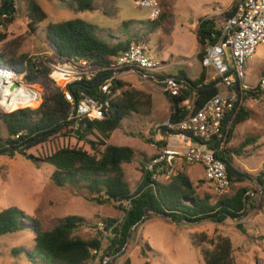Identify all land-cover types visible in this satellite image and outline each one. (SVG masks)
<instances>
[{
	"label": "trees",
	"instance_id": "1",
	"mask_svg": "<svg viewBox=\"0 0 264 264\" xmlns=\"http://www.w3.org/2000/svg\"><path fill=\"white\" fill-rule=\"evenodd\" d=\"M67 5L74 14L90 12L94 10L95 0H57ZM234 6L223 15L227 19L233 14ZM26 16L29 19L30 31L34 33L33 26L42 22L45 18L40 7L32 0L25 2ZM162 9V6H161ZM1 13L7 18L2 20L3 28L11 24L17 13L13 0H2ZM149 34L155 30L167 33L170 27L168 14L162 9L161 15L156 21L150 22ZM129 22H125V26ZM135 34V33H134ZM142 34L139 40H121L110 35L104 29L90 24L79 18L50 24L45 29V43L53 51L55 58L61 61L78 62L82 60L88 69L96 72V78L91 83L73 88L72 91L81 90L86 95L101 99L108 103L107 113L100 121L82 120L76 130L69 128L67 122L69 105L64 101L63 95L56 92L42 96V103L36 109L15 108L9 114L0 115L7 131V138L0 137V155H13L18 153L33 162L36 168L42 164L53 168L51 180L57 187L70 186L74 189H84L98 205L113 203L123 213L120 221L101 219L107 231L116 225L109 236L103 237L97 231L89 238L79 234L88 222L84 217L68 215L56 221L51 229H43L35 220H30L23 212L15 207L0 211V237L17 232L31 230L33 239L32 250L36 256L28 255V258L36 264H91L94 260L92 251L101 250L99 264L106 254L120 257L128 238L133 231L149 216L156 215L161 219L175 224H198L202 221L223 224L227 220L244 219L248 211L254 208L252 202H248L247 189L241 188L234 194L221 195L214 205L208 203L209 198H199L195 193V186L184 170H177L170 175L161 174L163 182L154 181L151 173L144 170V165L149 160H144L141 168V182L137 189L131 193L128 184L124 180L123 165L130 164L135 153L130 147L115 146L109 143L111 134L121 128V123L127 117L135 115H149L151 111V97L149 92L135 89L120 78L114 79L109 94L102 95L98 87L99 81L94 87V82L112 72L115 59L125 51L132 42H143ZM6 38L0 34V42ZM220 31L215 19L205 18L198 22L196 39L198 44L197 60L201 62L207 45L219 41ZM47 57L35 56L31 60L29 56L20 54L12 58L0 55V65L16 72L26 71L25 83L33 84L38 79L48 78L46 62ZM26 65V67L24 66ZM161 78L159 74H154ZM186 83L179 82L181 89L178 97L164 94L169 105L168 120L177 123L200 109L204 103L211 99L218 91V78L210 79L206 68L200 77L194 81L180 75ZM264 76V73L263 75ZM152 83V80L149 79ZM215 86L205 88L214 84ZM239 104L226 123V130L218 156L231 163V156H240V149H231L228 144L233 137L234 129L247 122L252 117V112L244 104L250 100H260L264 92L257 87L242 89L238 84ZM192 105V111L187 108ZM163 134L168 131L163 127ZM21 133L18 139H12L14 135ZM223 134V133H221ZM73 139L88 147V150L77 147L58 145L60 139ZM220 138H214L212 149L216 151ZM53 141L49 152L39 155L26 154L25 152L37 144ZM152 143V140H148ZM165 145V141L158 146ZM248 145L244 141L245 147ZM230 182L234 179L241 182L243 179L233 176L227 170ZM259 187L264 189V182L257 179ZM126 203V207L122 205ZM150 208L151 213L144 216V211ZM96 227V224H94ZM241 229L240 224L236 225ZM29 227V228H28ZM107 241L104 247L103 242ZM208 242L212 248L203 249L201 246ZM192 246L200 251L204 264H235L232 257V247L228 239L216 237L208 240L204 234L194 235L191 238ZM145 248L150 251L146 243ZM22 250L11 249L12 255H18ZM28 254L27 252H24ZM115 257V258H117ZM38 260L39 262H37ZM114 260V258H113ZM122 264H130L125 259Z\"/></svg>",
	"mask_w": 264,
	"mask_h": 264
},
{
	"label": "rangeland",
	"instance_id": "2",
	"mask_svg": "<svg viewBox=\"0 0 264 264\" xmlns=\"http://www.w3.org/2000/svg\"><path fill=\"white\" fill-rule=\"evenodd\" d=\"M26 1H14L18 9L14 20L0 30V34L6 36L5 40L0 42V55L5 58H12L20 54L29 57L52 55V58H55L53 51L45 43L46 27L50 24L79 18L104 29L110 35L119 37L121 40H139L142 34H145L143 42L146 52L151 58L160 64L164 61L179 62L177 68L171 67L167 70L172 76L177 75V71L195 74L199 70L196 63L194 67L187 69L184 60V58H191L197 47L196 31L190 29L191 24L196 22L193 19V13L206 14L201 19H209L214 16L212 14L222 11L218 9L207 11L200 6L197 7L204 0H159L162 9L168 14L169 20H172L173 24L170 32L163 33L159 29L151 36L152 34L147 31L151 27L146 18L148 11L135 7L125 0H117L120 3L119 11L122 16L117 11L119 17L113 16L116 21L111 19V15L109 16L106 10L103 12L102 5L108 1L112 7L114 0H97L96 15L95 13L76 15L67 5L57 0H32L45 15L42 22L33 26V33L28 26L29 19L25 12ZM123 16L136 19H131L124 26L125 21L121 20ZM219 19L221 18L216 17V21ZM107 20L111 23L110 27H100L105 26L104 22ZM228 61H230L229 58ZM255 68L248 77V82H254L253 84L258 77V69L256 66ZM120 79L135 89L149 92L151 97L150 114H133L127 117L122 121L121 128L114 131L109 139L110 144L130 147L135 153L133 161L123 165L124 180L133 193L141 182V168L145 163L144 160H150L157 152L156 142L153 138L154 127L162 125L168 120L169 108L158 85L149 80L142 81V78L136 75H122ZM246 84L251 86L247 82ZM29 86L37 90L41 96L58 92L49 78L38 79ZM250 110L252 121L246 127H238L233 134L232 143L228 145L231 149H240V156H231L230 164L248 179L242 178L241 182L232 179L228 190L220 193L204 180L202 169L199 166L178 163L170 169L171 174L177 170H184L195 186L197 196L199 198L208 197L210 205H214L221 195L230 196L238 189L246 188L248 202L250 201L254 205V208L248 211L247 216L244 219H229L223 224L206 220L189 225L175 224L156 215H151L133 231L120 257H117L119 255L114 257L105 255L112 258L110 264H122L125 259H128L130 264H204L200 251L195 249L191 243V238L199 234L206 235L207 239L212 241L216 237L228 239L231 243L235 264H264V189L262 191L257 181L259 179L264 182V97L261 99V103L254 105ZM159 135L163 139L166 137V133L163 134L162 130ZM0 137L7 138V131L1 118ZM148 140H152V143ZM244 141H247L248 145L241 147L244 145ZM52 143L53 141L37 144L25 153L37 156L40 153L49 152ZM57 143L60 146L88 150L85 144L73 139H60ZM52 171L53 168L47 164L36 168L32 161L18 153L0 155V211L15 207L30 220L37 221L43 229H51L62 217L78 215L84 217L88 222L86 227L79 231V234L84 238L95 234L94 224L101 219L121 222L123 213L117 209L115 204L98 205L84 189L77 190L68 185L55 186L51 180ZM161 178L159 181L163 182L164 178ZM123 206L125 207L127 204L124 203ZM237 224H240L241 229H238ZM32 239L33 233L30 229L0 237V264H36L28 258V255L36 256L31 246ZM106 242H103L104 246H106ZM144 243L148 245L150 251L145 248ZM201 248L210 249L212 247L206 242ZM11 249L22 251L18 255H12Z\"/></svg>",
	"mask_w": 264,
	"mask_h": 264
},
{
	"label": "built area",
	"instance_id": "3",
	"mask_svg": "<svg viewBox=\"0 0 264 264\" xmlns=\"http://www.w3.org/2000/svg\"><path fill=\"white\" fill-rule=\"evenodd\" d=\"M125 1L146 9L150 22L156 21L161 15L159 0ZM1 3L2 0H0V22L2 23V20L7 17L1 13ZM2 29L0 24V30ZM219 31V41L206 46L200 65L202 68L212 70L224 91L214 95L186 119L177 123H170L167 120L162 125L154 127L153 138L157 152L144 165V170L151 173L154 181L159 180L161 174L170 175V169L174 165L186 163L190 166H199L204 180L217 192H225L230 186L227 168L215 155L212 141L222 136L224 122L235 110L239 99L234 89L235 81L241 85L242 89L257 87L264 92V76L259 77L252 87L244 84L247 63L253 58L256 49L264 45V0H236L233 14L224 19ZM42 57L50 59L46 62L48 78L69 105L67 119L69 128L76 130L82 120L89 122L102 120L107 113L106 101L92 98L81 90L76 91V94L72 91L73 88H79L81 85L94 81L96 72L88 69L82 60L74 63L52 58V55ZM29 58L34 60L35 56ZM24 66L26 67L25 64ZM161 68V64L146 52L144 43L132 42L115 59L112 72L103 76V79L98 78L102 81L98 87L99 93L109 94L114 79L122 75H136L142 78V81L151 79L153 84L160 86L163 95L178 97L181 86L176 78L153 76L159 74ZM25 76L26 71L19 73L0 65V115L9 114L11 106L36 109L41 105L42 96L25 83ZM14 84L17 86L12 88ZM187 108L190 112L192 111V105H188ZM163 127L168 131L164 139L159 135ZM20 135L21 133H17L12 139H18ZM162 141H165V145L158 146V143ZM115 226L114 224L106 231L104 223L97 222L95 232L99 231L103 237H106ZM124 249L125 247L123 251ZM92 255L94 260L91 264H99L102 251L94 250ZM111 259L105 256L101 264H110Z\"/></svg>",
	"mask_w": 264,
	"mask_h": 264
},
{
	"label": "crops",
	"instance_id": "4",
	"mask_svg": "<svg viewBox=\"0 0 264 264\" xmlns=\"http://www.w3.org/2000/svg\"><path fill=\"white\" fill-rule=\"evenodd\" d=\"M16 1V0H15ZM124 1V0H123ZM96 2H97V0H95V2H94V10L93 11H90V12H84V14H86V13H95L96 11H95V8H96ZM125 2H127V3H130V4H132L131 2H128V1H125ZM162 2V1H161ZM235 2H236V0H204L200 5H198L197 7H201V8H204L205 10H207V11H209V10H211V11H214V10H216V9H218L219 11H221V12H218V13H216V14H212V15H214V16H212V17H210V18H212V19H215V21H216V17H219V18H221V19H219L218 21H216V25H217V27L220 29L221 27H222V24H223V21H224V18H223V15H224V13L225 12H228L233 6H234V4H235ZM163 3V2H162ZM103 12H105V10L108 12V15L110 16L111 15V19L112 20H114V21H116V18H113V16L114 15H117V17H119V15H118V13H117V11L120 13V15H121V11H119V7H120V3H118L117 2V0H114L113 2H112V7L109 5V2L108 1H106V2H104L103 4ZM132 5H134V4H132ZM165 5V4H164ZM135 6V5H134ZM136 7V6H135ZM16 9H17V5H16ZM17 11H18V9H17ZM215 13V12H214ZM79 14H83V13H78V14H76V15H79ZM97 13H95V15H96ZM204 15H206V14H204ZM204 15H199V14H197V13H193V19H194V21H196L195 23H192L191 24V27H190V29H192V30H194V31H196V29H197V22H198V20L199 19H201V18H203V17H205ZM122 16V15H121ZM147 17H148V15H147ZM146 17V18H147ZM131 19H136L135 17H131V18H127V17H122V21H125V22H129ZM147 20H148V18H147ZM110 21L109 20H107L106 22H104V25L105 26H100V27H104V28H108V27H110ZM172 24H173V22H172V20H170V27H169V31L168 32H170L171 31V26H172ZM157 31L155 30L154 32H152L151 34V36H153L155 33H156ZM195 33V32H194ZM195 39H196V35H195ZM196 50H195V52H194V54H193V56L191 57V58H184V60H185V62H186V66H187V69H191L192 67H194V64L196 63L197 64V66H198V68H199V70L195 73V74H190L189 72H188V74H186L184 71H182V72H178L177 71V75H171V74H169V72L167 71L168 69H170L171 67L174 69V68H177L176 66H179V62H169V61H167V62H163L162 64H161V66H162V68H161V70H160V73H159V75L161 76V77H166V76H169V77H172V78H176L179 82H181V80L180 79H184V78H182L180 75L181 74H183L184 76H185V78L186 79H189V80H191V81H194V80H196V79H198L199 77H200V75H201V73L203 72V68L201 67V65H200V62L197 60V53H198V44H197V39H196ZM171 56V55H170ZM255 66L257 67V69H258V77L256 78V81H257V79L259 78V77H261L262 75H263V73H264V45H262V46H260V47H258L257 49H256V52H255V54H254V56H253V58L247 63V66H246V78H245V81H244V84L245 85H247L246 84V82L248 83V84H250L251 86H249V85H247V86H249V87H252V86H254L255 84H253L254 82H248V77L250 76V74L252 73V71L254 70V69H256L255 68ZM207 71H208V73H209V78L210 79H214V78H216L215 76H214V73L212 72V70H210V69H207ZM129 76H131V75H129ZM133 76V75H132ZM218 82H219V84H218V91L219 92H221V91H224V89H223V87H222V84H221V82L219 81V79H218ZM218 82H215L216 84L218 83ZM147 83V82H146ZM182 83H186V82H182ZM256 83V82H255ZM215 84V85H216ZM158 87H160V86H158ZM161 93V92H160ZM161 95H162V93H161ZM165 98V97H164ZM166 100V99H165ZM167 102V101H166ZM258 103H261V99L260 100H250V101H248V102H246L245 104H244V106L248 109V110H250V109H252L253 108V106L254 105H256V104H258ZM168 104V103H167ZM168 108H169V105H168ZM170 111V110H169ZM251 111V110H250ZM250 121H252L251 119L250 120H248L247 122H245L244 124H242V125H239V126H237L235 129H234V131H233V134H234V132L236 131V129L238 128V127H240V126H243V127H246L247 125H248V123L250 122ZM233 138V137H232ZM232 138H231V140H232ZM230 143H232L231 141H230ZM228 145H230V144H228Z\"/></svg>",
	"mask_w": 264,
	"mask_h": 264
},
{
	"label": "water",
	"instance_id": "5",
	"mask_svg": "<svg viewBox=\"0 0 264 264\" xmlns=\"http://www.w3.org/2000/svg\"><path fill=\"white\" fill-rule=\"evenodd\" d=\"M100 79H103V77L100 78ZM100 79H98V80H96V81L94 82L93 87H94V86L100 81ZM180 80H181V82H186L185 79H180ZM215 84H216V83H214V84H210V85H207V86H205V88H209V87L215 86ZM16 86H17V85L14 84V85L12 86V88H15ZM234 89H235V92L238 93V82H237V81H235V87H234ZM238 104H239V100H238V102L236 103V107L238 106ZM236 107H235V109H236ZM233 113H234V111H232V112L228 115V117L226 118V120H225V122H224L223 134H222V136L220 137V140H219L218 146H217L216 151H215V155H216V156H218L219 148H220V146L222 145V142H223V138H224V134H225V130H226V123H227L228 119L232 116ZM217 158H218V159H219V160H220V161L226 166L227 170H228L233 176L238 177V178H247V179H248V177H246L244 174L237 172V171L231 166V164H230L227 160L222 159L220 156H218ZM147 212H151V209H150V208H147V209L144 211V216H146Z\"/></svg>",
	"mask_w": 264,
	"mask_h": 264
},
{
	"label": "bare ground",
	"instance_id": "6",
	"mask_svg": "<svg viewBox=\"0 0 264 264\" xmlns=\"http://www.w3.org/2000/svg\"><path fill=\"white\" fill-rule=\"evenodd\" d=\"M15 108H17V106H11V107L9 108V112L12 111V110L15 109Z\"/></svg>",
	"mask_w": 264,
	"mask_h": 264
},
{
	"label": "flooded vegetation",
	"instance_id": "7",
	"mask_svg": "<svg viewBox=\"0 0 264 264\" xmlns=\"http://www.w3.org/2000/svg\"><path fill=\"white\" fill-rule=\"evenodd\" d=\"M222 159H225V158H222ZM226 160V159H225Z\"/></svg>",
	"mask_w": 264,
	"mask_h": 264
}]
</instances>
